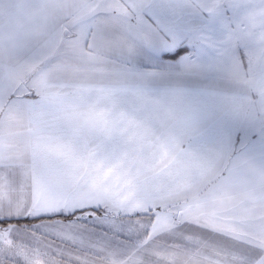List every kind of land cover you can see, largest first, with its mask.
<instances>
[{"label": "snow or ice", "instance_id": "6c2138e0", "mask_svg": "<svg viewBox=\"0 0 264 264\" xmlns=\"http://www.w3.org/2000/svg\"><path fill=\"white\" fill-rule=\"evenodd\" d=\"M160 250L264 264V0H0V264Z\"/></svg>", "mask_w": 264, "mask_h": 264}, {"label": "clouds", "instance_id": "9594fccd", "mask_svg": "<svg viewBox=\"0 0 264 264\" xmlns=\"http://www.w3.org/2000/svg\"><path fill=\"white\" fill-rule=\"evenodd\" d=\"M173 101L170 99L169 104ZM94 107V111H90ZM67 108L70 113L78 114L76 123L82 128L96 127L97 131L103 125L105 121L112 122L115 117L107 110L102 100H96L92 98H81L74 95H69ZM162 118L165 119L170 125L175 126L178 123V118H172L169 116L167 107L162 113ZM47 133H37L35 135L25 133L23 139L26 142H34L39 140L41 146L47 148L50 145H54V140L47 139ZM111 176L101 175L100 180H109ZM205 255L207 258H205ZM212 254H201L196 257L185 250L165 251L160 250L157 255L154 256L153 264H212Z\"/></svg>", "mask_w": 264, "mask_h": 264}, {"label": "rangeland", "instance_id": "374dc122", "mask_svg": "<svg viewBox=\"0 0 264 264\" xmlns=\"http://www.w3.org/2000/svg\"><path fill=\"white\" fill-rule=\"evenodd\" d=\"M189 51H191V49ZM236 140H237V144L239 145L242 141V134H239Z\"/></svg>", "mask_w": 264, "mask_h": 264}, {"label": "trees", "instance_id": "16d2710c", "mask_svg": "<svg viewBox=\"0 0 264 264\" xmlns=\"http://www.w3.org/2000/svg\"><path fill=\"white\" fill-rule=\"evenodd\" d=\"M190 49H188V51H189Z\"/></svg>", "mask_w": 264, "mask_h": 264}, {"label": "crops", "instance_id": "0c3cea01", "mask_svg": "<svg viewBox=\"0 0 264 264\" xmlns=\"http://www.w3.org/2000/svg\"><path fill=\"white\" fill-rule=\"evenodd\" d=\"M238 137V136H237ZM237 139V138H236Z\"/></svg>", "mask_w": 264, "mask_h": 264}]
</instances>
